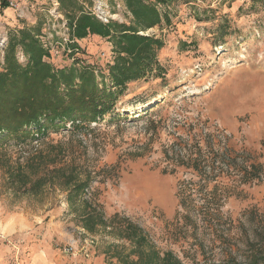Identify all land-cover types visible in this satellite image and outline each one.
Instances as JSON below:
<instances>
[{
    "label": "rangeland",
    "instance_id": "1",
    "mask_svg": "<svg viewBox=\"0 0 264 264\" xmlns=\"http://www.w3.org/2000/svg\"><path fill=\"white\" fill-rule=\"evenodd\" d=\"M37 1H9L14 17H0V71L12 34L34 28L55 69L88 66L100 89L110 86L111 43L71 37L59 1ZM76 2L103 25L133 24L122 0ZM157 8L169 24L138 34L162 40L160 73L128 83L113 113L89 128L73 132L69 122L57 121L32 142L9 140L0 148V264L136 261V249L113 230L122 229L124 219L182 264H244L264 240V0H174ZM14 55L27 64L19 46ZM40 151L47 158L31 166ZM198 154L204 171L179 165ZM252 165L260 166L259 174L245 176ZM18 166L27 181L16 191L7 172ZM66 166L88 180L81 201L107 220L93 233L82 227V202L71 206L61 172L52 173ZM179 186L191 195L194 222L179 206ZM214 192L210 208L219 222H201L197 210Z\"/></svg>",
    "mask_w": 264,
    "mask_h": 264
},
{
    "label": "trees",
    "instance_id": "2",
    "mask_svg": "<svg viewBox=\"0 0 264 264\" xmlns=\"http://www.w3.org/2000/svg\"><path fill=\"white\" fill-rule=\"evenodd\" d=\"M58 1L69 21L71 37L81 40L95 35L106 38L111 43L114 59L108 66L110 86L103 85L100 89L93 68L88 66L78 67L72 64L70 67L55 69L47 61L48 50L37 40L39 31L34 28L17 31L9 38L4 66L0 71V148L9 140H13L16 145H25L28 140L32 142L34 137L43 135L48 127L57 121L62 124L69 122L73 132L89 128L113 113L117 99L123 94L128 83L146 80L153 72L158 74L162 70L157 62V53L164 45L162 40L138 33L161 26L162 22L169 24L168 15L161 14L157 6L169 5L174 0H122L132 17L133 24L130 26L115 22L103 25L84 12L76 0ZM18 46L28 60L25 66L16 61L14 52ZM70 47L74 53L79 52L76 45ZM75 79L79 80L77 86L74 84ZM52 147L51 149H58ZM200 157V154L194 158L188 156L185 160H179V165L197 173L202 172L205 168ZM45 158L47 157L44 151L36 153L30 158L31 166H34V161H37L36 166ZM23 169L18 166L14 169L16 171L9 169L7 172L8 181L15 185L16 191L27 181ZM59 172L63 188L67 191V202L71 206L77 201L80 202L81 195L89 187L88 180H78L74 167L54 168L52 173ZM259 172L260 166L252 165L249 173L245 172L244 175L253 177L252 174L257 176ZM180 186L177 193L179 206L190 214L185 220L194 222L191 216L194 209L191 195L186 194ZM31 190L32 188L28 189ZM216 198L215 192L211 193L205 204L197 210L201 222H219L210 208ZM81 202L84 207L79 218L83 229L93 233L98 227L106 225L107 220L101 209L86 201ZM116 219L117 215L112 218ZM113 230L119 231V236L136 249L134 253L138 257L137 260L129 261L128 257H125L121 260L122 264H182L171 252L161 254L143 231L127 219H124L122 229L119 227ZM245 259L244 264H264L263 239L251 248ZM226 264L239 263L231 259L226 261Z\"/></svg>",
    "mask_w": 264,
    "mask_h": 264
},
{
    "label": "crops",
    "instance_id": "3",
    "mask_svg": "<svg viewBox=\"0 0 264 264\" xmlns=\"http://www.w3.org/2000/svg\"><path fill=\"white\" fill-rule=\"evenodd\" d=\"M9 1L18 3L19 5H31L33 4V0H0V17L3 19H9L10 16L14 17V11L8 8ZM37 2H40L39 0ZM29 15V14H28ZM26 16V15H25Z\"/></svg>",
    "mask_w": 264,
    "mask_h": 264
},
{
    "label": "built area",
    "instance_id": "4",
    "mask_svg": "<svg viewBox=\"0 0 264 264\" xmlns=\"http://www.w3.org/2000/svg\"><path fill=\"white\" fill-rule=\"evenodd\" d=\"M54 3H55V2H54ZM56 5H58V4L55 3L54 6L56 7ZM10 6H14V4L10 3ZM98 10H99V14H100L101 17L99 18V17L97 16V18L100 19V20H103L102 18H106V17H105V14H104V11H103L101 8H98ZM102 15H103V17H102ZM106 21H107V20H106ZM3 43H4V39H1V40H0V45H2Z\"/></svg>",
    "mask_w": 264,
    "mask_h": 264
}]
</instances>
